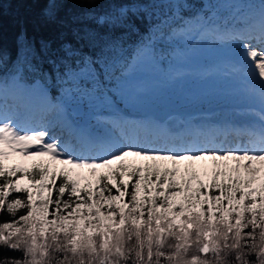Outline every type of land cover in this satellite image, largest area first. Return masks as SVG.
Returning a JSON list of instances; mask_svg holds the SVG:
<instances>
[{
	"label": "snow or ice",
	"instance_id": "6c2138e0",
	"mask_svg": "<svg viewBox=\"0 0 264 264\" xmlns=\"http://www.w3.org/2000/svg\"><path fill=\"white\" fill-rule=\"evenodd\" d=\"M17 2L42 3L43 7L31 17H17L13 54L3 44L0 3V88L9 78L24 82L29 75L37 77L35 83L44 87L51 81H55L53 87H61V82L73 74L75 82L69 85L75 89L73 94L92 99L82 107L78 121L57 122L67 131L64 140L50 135L47 127L23 128L12 116L0 112V213L14 218L0 223V248L21 253L20 258L5 256L0 264H160L161 258L168 264H208L201 254L209 252L214 264H227L231 253L241 264H250L245 256L255 257L251 264H264V182L259 188L253 187L264 172V107L237 113L255 119L222 133L225 140L230 134L234 136L236 144L230 148L208 146L215 145L216 136L200 128L177 133L166 123L135 125L145 129L151 126L154 131L143 137L129 135L128 124L101 114L107 110L108 98L113 102L117 97L107 90L108 82L128 76L147 58L162 57L158 44H173L186 37L193 24L210 22L216 15L209 7L212 3L200 0L202 7L186 16L194 10L188 0H163L166 8L161 18L157 0ZM237 2L251 6L247 14L210 25L202 37L218 47L234 46L238 62L232 71L249 81L248 94L264 105V0ZM70 3L76 7L67 8ZM145 21L146 31H141L140 24ZM30 28L36 32L50 30L54 38L37 41L30 37ZM49 111H63L62 103L55 102ZM188 137L187 145L152 146L159 140L184 141ZM201 138L204 146L199 143ZM5 146L25 156L48 157L65 167L53 170L52 163H41L32 172L23 168L6 172L2 160L9 153L4 151ZM93 150L95 156L85 155ZM130 157L135 159L130 161ZM183 160H211L216 168L211 184L201 181L193 192L195 175L180 183L178 168L162 171L157 163ZM228 162L235 166L229 168ZM85 169L94 180L82 187ZM18 172L22 175L17 176ZM125 176L131 183L130 192ZM23 178L33 187L18 186ZM206 187L216 193L208 196L203 191ZM12 193H23V197ZM179 195H184L187 208L183 204L174 208L173 200ZM124 196L129 203H117ZM197 208L199 211H193ZM20 209L24 212L18 216ZM180 217L182 223L177 225L175 220ZM126 222L127 229L120 227ZM189 225L194 232L189 231ZM244 229H250L247 239L251 243H241ZM165 232L175 237V243L168 245L170 251L164 250ZM125 234L129 241L135 237L127 248L122 244ZM189 239L195 244L190 259Z\"/></svg>",
	"mask_w": 264,
	"mask_h": 264
},
{
	"label": "rangeland",
	"instance_id": "374dc122",
	"mask_svg": "<svg viewBox=\"0 0 264 264\" xmlns=\"http://www.w3.org/2000/svg\"><path fill=\"white\" fill-rule=\"evenodd\" d=\"M254 2L258 3L259 0H254ZM210 3L212 4L209 7L216 13L210 22H202L199 25L193 24L191 32L173 44H158L157 46L160 48L166 47V51L163 52L166 55L158 56L156 59L147 58L131 74L117 79L115 88L111 91L117 97H113V102L108 98L107 110L102 112V115L128 124L126 131L129 135L138 134L143 137L151 135L154 131L151 126L145 129L134 127L135 125L166 123L172 132L176 129L175 132L179 133V128L183 127V132H193L196 128H200L204 132L212 133L216 136L215 145L208 146H226V148L235 146L234 136L230 134L225 140L222 133L223 129L228 130L230 127H237V124L241 126L238 122L239 119L222 118L218 111L227 109L239 112L245 109H260L264 105L251 96L250 102L252 103L242 101L246 95H249V81L243 75L242 78L245 80L239 83L235 82L236 77L239 76L238 73L232 76L223 75L222 72L225 70L226 63L232 69L238 62L237 56L234 54V46H215L203 38L202 33L212 24H220L224 20L231 21L247 14L251 6L238 3L237 0H210ZM236 9H241V12H236ZM254 47L256 50H260L257 45ZM173 49L174 51H172ZM175 74L179 75L176 76ZM216 85H219V88H216ZM25 90L26 95L23 94ZM74 91L72 89L67 90L61 99H55L47 88L44 89L41 83H36L27 90L19 81L15 80L12 86L14 94H11L6 86L0 88V112L12 116L23 128L47 127L50 135L64 140L67 138V131L57 122L78 121L77 116L82 107L90 104L92 99L86 96H76L73 94ZM22 95L26 98H23ZM57 101L62 103L63 111L50 112L49 109ZM162 107H166L167 111L158 116L152 114L154 110ZM201 121L206 122L202 124ZM215 126L217 129L213 132ZM105 127L112 129L111 125H105ZM112 131L115 133L117 130L112 129ZM189 139L191 137L184 141L159 140L152 146L171 148L174 145H187ZM199 143L204 146V139L201 138ZM4 151L9 153L2 160L5 170L12 168L29 170L33 165L52 163L48 157L25 156L19 152H12L6 146ZM30 151H34V149H30ZM85 155L91 158L96 155V152L95 150L85 152ZM134 159L129 158L130 161ZM137 163L148 164L151 162L137 161ZM157 163L161 170L178 168L177 180L180 183L195 175L197 179L192 180L191 184L193 192L199 187L201 181L205 185H210L216 170L211 160H183L177 164H173L171 161ZM228 165L229 168L235 166L233 162H228ZM64 167L63 164L52 163L53 170ZM221 170H223V163ZM82 176V187L89 180H94L88 169L83 170ZM261 182H264V172L261 173V180L253 187L259 188ZM18 186L33 187L26 178L20 179ZM245 190L247 191V189ZM81 195L83 194L81 193ZM181 204L185 208L188 207L184 195L176 196L173 200L174 208H178ZM103 215L102 212V218ZM178 221L179 219L175 220L176 223ZM107 223L105 221V224Z\"/></svg>",
	"mask_w": 264,
	"mask_h": 264
},
{
	"label": "trees",
	"instance_id": "16d2710c",
	"mask_svg": "<svg viewBox=\"0 0 264 264\" xmlns=\"http://www.w3.org/2000/svg\"><path fill=\"white\" fill-rule=\"evenodd\" d=\"M123 2H125V3H133V2L148 3L149 0H123ZM188 2L193 5L194 10L190 11V12H186L185 13L186 16L194 15L195 11L199 10L202 7L200 0H188ZM206 2H210V0L209 1L206 0ZM0 3H2L3 44H4V47L6 49L11 50L14 54L15 53V47H16V37H17V32H18V28H17L16 23H15L17 17L20 15H26V16L31 17L35 13L39 12V10L43 7V4L42 3L36 4V5L20 4L17 2V0H0ZM75 7L76 6L71 4V3L67 5V8H69V9H74ZM156 7L159 8L160 16L162 18L164 15L165 8H166V5L163 3V0H157ZM140 28H141V31H146L147 21H145L144 23H141ZM29 34H30V37L34 38L37 41H39L40 39H52V38H54V33L50 30H41V31L36 32V31H32L30 28ZM157 47L162 52L166 51V47H162V48H160L159 46H157ZM44 67L47 71H51L50 69H48L47 65H45ZM5 71H7V70H5ZM72 75L73 74H70L69 79H66V80L61 82L63 85L61 87H59V86L53 87L52 85L55 83V81H51L48 85H46L47 87H49L51 94L57 96L60 93H62L63 90L73 88V87L69 86L70 84L75 82L71 78ZM118 77L119 76L115 77L112 81L108 82V89L107 90L112 89V87L114 86V83L116 81V78H118ZM14 79L15 78H9L6 81L5 86L9 87L13 83ZM36 79H37V77L29 75L26 77L25 81L22 83H24L25 86H32L35 84ZM34 166L35 165H33L28 171L29 172L34 171L35 170ZM163 170L164 169H162V171ZM5 171L7 172L8 170H5ZM21 175H22V173H19V172L17 173V176H21ZM17 176L12 177V179L16 180ZM125 177H127V176H125ZM0 179H2V178H0ZM154 179L155 178L153 177V180ZM134 180H135V178H133V182H134ZM28 181L31 183L30 180H28ZM59 183H60V180L57 179V185H59ZM124 183L129 185L128 191L129 192L132 191L131 183L129 182L128 178L127 179L124 178ZM113 191H115V190H113ZM203 191L205 193H207L208 196H211L214 193H216V190L212 189L210 187L209 188L206 187L205 189H203ZM11 195H15L17 197H23V193H12ZM53 197L55 198V193H53ZM66 197H67V193H66ZM141 199L142 200L144 199L143 185L141 187ZM201 199H203V197H201ZM118 203H120L121 205L129 203L128 196H124L121 201H118ZM204 207H207V206L205 205ZM51 210L52 209H50V211ZM125 211H127V209H125ZM161 211H163V210L161 209ZM193 211H199V209L198 208L193 209ZM23 212H24V210L20 209L18 211L17 215L19 216L20 214H23ZM185 215H190V213L186 212ZM13 219L14 218L11 217L7 213H0V223L10 221ZM182 220H183V217H180L179 221L176 224L180 225L182 223ZM213 222H215V221H213ZM140 226H141V230L143 231V227H144L143 221L140 222ZM120 227L127 229L129 227V224H128V222H126V223L120 225ZM113 230L114 231L116 230L115 226H113ZM249 230L250 229H244L242 235L245 237V239L242 240V242H241L242 244L251 243V241L247 239V233ZM189 231L194 232L195 228L193 226L189 225ZM164 237H165V249L164 250L170 251L171 249L168 248V245L175 243V237L169 236L167 234V232L164 233ZM134 241H135V237H133L132 240L129 241L127 239V234H125V236L122 239V244H123L124 248H127ZM189 243L192 244V247L189 249L188 259L191 258L192 251L195 249V244L192 243L191 239H189ZM245 251H247V249H245ZM5 256L6 257L20 258L21 253L8 251L6 248H0V259H3ZM201 256H202V258H205L208 260V264H214V259L212 257L211 252H209L206 256H205V254H201ZM245 259L248 260L251 264V262L254 261L255 257L254 256H251V257L245 256ZM160 264H168V261L165 260L164 258H161ZM227 264H241V262L235 261V253H231L228 255Z\"/></svg>",
	"mask_w": 264,
	"mask_h": 264
},
{
	"label": "bare ground",
	"instance_id": "6f19581e",
	"mask_svg": "<svg viewBox=\"0 0 264 264\" xmlns=\"http://www.w3.org/2000/svg\"><path fill=\"white\" fill-rule=\"evenodd\" d=\"M229 53V52H228ZM237 60H238V57H237ZM232 71V69H230L229 68V65L226 63V65H225V70L222 72L223 73V75H225V76H232V75H235V73ZM242 80H245V79H243L242 78V75L241 74H239V76H237L236 77V83H239V82H241ZM215 85V84H214ZM216 88H219V85H216ZM249 100V101H248ZM252 100V98L250 97V95H246L243 99H242V101H244V102H250ZM250 103H252V102H250ZM238 112H233V111H229V110H227V109H224V110H221V111H218V114L220 115V117H222V118H230V119H233V118H236V119H239V123L241 124V125H243V124H245L246 122H248V121H250V120H253V119H255V117H250V116H242V115H238L237 114ZM206 121H201V123L202 124H204ZM237 127H239L238 126V124L236 125ZM213 129H214V132H215V130L217 129V127L215 126V127H213ZM224 145H225V143H224ZM224 147H226V146H224Z\"/></svg>",
	"mask_w": 264,
	"mask_h": 264
},
{
	"label": "water",
	"instance_id": "95a60500",
	"mask_svg": "<svg viewBox=\"0 0 264 264\" xmlns=\"http://www.w3.org/2000/svg\"><path fill=\"white\" fill-rule=\"evenodd\" d=\"M163 112H164V109H160V110H158V111H155L154 114H155V115H158V114L163 113Z\"/></svg>",
	"mask_w": 264,
	"mask_h": 264
}]
</instances>
